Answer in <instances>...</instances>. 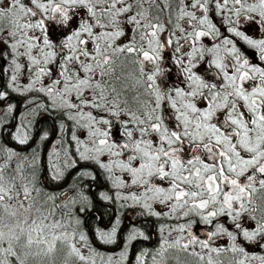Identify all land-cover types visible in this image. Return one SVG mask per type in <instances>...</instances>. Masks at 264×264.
Segmentation results:
<instances>
[{
	"label": "snow or ice",
	"instance_id": "snow-or-ice-1",
	"mask_svg": "<svg viewBox=\"0 0 264 264\" xmlns=\"http://www.w3.org/2000/svg\"><path fill=\"white\" fill-rule=\"evenodd\" d=\"M216 10L228 13L224 32L210 15ZM251 24L256 36L248 34ZM209 37L215 42L201 43ZM5 58L8 87L43 92L53 110L87 130L86 139L70 136L64 157L104 170L117 191L101 199L187 218L161 227L159 246L136 264H168L172 252L205 264H223L226 253L231 264H264V0H0ZM173 67L177 79L169 84ZM21 75L26 87L17 84ZM6 95L0 91V99ZM14 139L29 143L23 124ZM186 144L192 154L182 159ZM60 155L52 153L53 179L61 175ZM36 159L0 147V264L41 257L56 264L61 256L63 264H96L94 250L83 251L90 246L79 213L87 206L73 222L67 196L57 203L56 193L40 187ZM119 223L99 239L114 243ZM201 223L212 228L204 239L193 230ZM218 236L231 246L214 247ZM141 237L148 239L133 227L127 241ZM125 257L121 251L107 264Z\"/></svg>",
	"mask_w": 264,
	"mask_h": 264
},
{
	"label": "flooded vegetation",
	"instance_id": "flooded-vegetation-1",
	"mask_svg": "<svg viewBox=\"0 0 264 264\" xmlns=\"http://www.w3.org/2000/svg\"><path fill=\"white\" fill-rule=\"evenodd\" d=\"M221 32L224 31L221 30ZM214 42L215 41H212L210 37L202 38L201 40V43L206 45H210ZM169 51L170 50L167 49L165 51L166 65L171 64V61L167 60ZM0 62L2 64L1 66H6L5 59H0ZM50 67L53 66L50 65ZM204 67L202 63L201 68L203 69ZM215 71L216 70L213 68L212 72L214 73ZM176 79V70L173 67L169 84L176 81ZM0 80L1 91L3 84L8 87V77L5 78L3 75L0 77ZM13 94L14 95L0 99V136H2L0 145L6 149L17 151L20 156L26 157L29 161H31L33 156L37 158V171L39 169L37 178L39 176L38 180L40 182V187L47 192L56 193L58 197L57 203H60V201L67 196V199L64 200V203L67 205L65 211L73 214V221L77 219L76 209L82 205L87 206L88 210L86 212L79 213V219L82 221L80 228L83 229V232L84 228L86 229V233H84L87 237L89 246L96 253L95 255L108 258L116 254L120 255L121 251H124L126 253L124 264H136V259L141 252H152L159 246L161 241V227L167 229L185 223L187 218L175 219L152 216L139 205L121 207L122 203L128 205L132 204L131 201L116 199L113 202L101 199V192L112 194L117 191L113 188L112 182L107 179V174L104 170L100 169L94 162L80 160L75 155H71L68 159L64 157V151L69 147L68 140L73 134V125L75 122L68 119V117L63 114V110H53L54 106L51 105L48 98H45L43 93L28 91L22 94L13 92ZM22 96L24 97L22 98ZM9 99L13 101L7 102ZM41 103H46L49 110L44 111L40 108L39 105ZM9 106L13 108L10 113L7 111ZM70 111L71 110H69V112ZM21 124L24 125L25 131H27L30 136L29 143L26 145H20L14 139L15 131ZM45 133L47 134V139L42 140L41 137ZM116 139H119V137L117 136ZM61 144H63V149L60 148ZM188 147L189 145L186 144L185 151L181 153L182 159L191 156L192 153L186 151ZM57 149L61 152L58 160L61 175L53 179L52 177L54 174L51 168L52 153ZM73 161L75 163H73ZM85 170L91 172L92 176L96 178L92 179L91 176H82L81 173ZM119 191H127V189H120ZM82 196H86L87 200H81ZM73 201H75V203H72ZM154 207H156L157 210L166 211L164 205H154ZM57 214H59V211H57ZM116 220H119L120 223L114 238L115 242L109 244L103 243L99 239L100 232L111 231ZM133 227L142 231L148 239L141 237L129 244L127 236ZM193 230L199 238L204 239L206 238V232L211 231L212 228L211 225L205 226L201 223L194 225ZM172 235L177 234L173 233ZM254 250L257 251L256 248H248L249 252ZM175 254L184 255V253H170L168 264H173L171 259L176 258ZM180 264L184 263L180 262Z\"/></svg>",
	"mask_w": 264,
	"mask_h": 264
},
{
	"label": "rangeland",
	"instance_id": "rangeland-1",
	"mask_svg": "<svg viewBox=\"0 0 264 264\" xmlns=\"http://www.w3.org/2000/svg\"><path fill=\"white\" fill-rule=\"evenodd\" d=\"M210 15L214 19V22L217 23L218 26H220L221 30L224 31V28L230 26L228 24V13L227 12L220 13L218 10H216L215 12L210 13ZM181 23L183 24L184 22L181 21ZM247 28H248V33H250L252 36H256L258 34L257 33L256 25L251 24V25H248ZM50 35L52 36L53 39H58L59 38L58 34H53L52 33L51 29H50ZM21 59H23V58H21ZM9 64H10V62H9ZM45 78L46 77H44L43 80L45 82H47L48 81V78H46V79ZM9 82H10V80H9V76H8L7 86L9 85ZM28 83H29V79H28V76L27 75H21V76H19V79L17 81V84L18 85L26 87ZM36 87L39 88L40 87V84L38 83L36 85ZM10 89L14 93H19V94L27 93L28 92V91L21 92V90H20L19 87L16 90H13L12 88H10ZM39 93H43V92H39ZM48 99L50 100V98H48ZM81 123H84V121H81ZM86 132H87L86 129L78 128L76 126V124L74 123V125H73V134H76V135L80 136L81 138L86 139ZM36 162H37V159H36ZM57 216H59V214H57ZM71 218L73 220V217H71ZM73 222H75V221H73ZM80 230L83 232V230L81 228H80ZM173 236H175V235H173ZM226 245L229 246V247L231 246L230 240H229V238L227 236H218V237H216L214 239V243H213V246L214 247H224ZM253 249H255V248L253 247ZM92 250L93 249L91 247H87V248H84L83 249V251L85 253H90V252H92ZM197 251H202V250L197 249ZM252 252H256V251L254 250V251H251L250 253H252ZM95 254L96 253L94 252L93 258L96 259V264H107V260H108L107 257H104V256L98 257ZM177 255L178 254H175V257ZM119 256H120L119 254H116L113 257H117L118 258ZM178 256H179L180 262H183L184 264H205V262L199 261L195 256H190V255H186V254H184V255H178ZM237 257H239V254H237ZM220 259L223 261V264H231V261H232L231 255H228V253L224 254ZM171 260H173L174 262H177L176 258H173ZM112 263H114V264H124V260L118 262L116 259H114L112 261ZM29 264H48V261L45 258L41 257V258H37L35 260V262H33V261L30 260L29 261ZM56 264H63V257L62 256L59 257L56 260ZM256 264H259V262H256Z\"/></svg>",
	"mask_w": 264,
	"mask_h": 264
},
{
	"label": "trees",
	"instance_id": "trees-1",
	"mask_svg": "<svg viewBox=\"0 0 264 264\" xmlns=\"http://www.w3.org/2000/svg\"><path fill=\"white\" fill-rule=\"evenodd\" d=\"M4 52H5V53L8 52V49H7L6 47L4 48ZM9 61H10L9 59H6V58H5L6 66H1L2 64H1V62H0V69H1L0 77H2L3 75H4L5 78L8 77V73L5 72L4 69L7 67ZM0 82H1V80H0ZM1 91H6V92H7V95H6V96L14 95V94H13V91H11L8 87H6L5 84H3ZM23 97H24V96H22V98H23ZM10 101H13V100H12V99H9L7 102H10ZM1 138H2V136H0V139H1ZM0 147H2V146L0 145ZM4 148H5V147H4ZM38 173H39V169H38V171H37V174H38ZM38 178H39V176H38ZM82 230H83V229H82ZM85 230H86V229L84 228V232H85ZM85 233H86V232H85ZM228 255H231V258H232V254L228 253ZM172 261H173V260H172ZM176 263H177V262H174V261H173V264H176Z\"/></svg>",
	"mask_w": 264,
	"mask_h": 264
}]
</instances>
